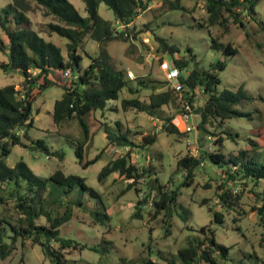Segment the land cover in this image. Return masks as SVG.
<instances>
[{
	"label": "trees",
	"instance_id": "1",
	"mask_svg": "<svg viewBox=\"0 0 264 264\" xmlns=\"http://www.w3.org/2000/svg\"><path fill=\"white\" fill-rule=\"evenodd\" d=\"M30 1L40 8L42 15L50 16L52 19V21L43 23L40 32L47 37L55 34L66 39L65 59L58 46L39 36L31 28V21L26 15L31 10ZM81 1L86 17H81L68 0H10L0 9V51L6 56L5 61H0V70L7 72L13 69L21 76L18 85L0 86V259L6 258L15 248L16 243L22 247L25 241L38 245L42 255L49 260L50 264H67L66 255L72 249L87 248L90 251L104 254L110 248V241L107 239L102 238L98 244L85 246L71 238L62 237L59 233V227L71 217L73 206L86 212L93 223L104 225L108 222L109 215L105 211L99 194L87 186L82 177L64 174L60 169H54L43 178L35 175L21 159L12 166H8L5 162L11 148L22 144L21 137L29 139L27 129L33 126L32 102L49 86H57L62 90L59 98L52 103L50 112L52 122L59 124L69 118H75L80 126L83 139L75 144L73 153L82 168L98 160L103 151L101 149L92 158L83 159V145L89 138L84 117L96 110H108V106L113 104V102L111 104L108 102L116 100L123 88L134 96L120 98L121 110L143 112L160 120L161 131L168 134L178 133V131L171 122L173 117L165 114L162 107L175 105L176 88L182 93L185 103L191 102L196 92L205 97L200 106L194 108L200 115L195 128L199 132L215 136L211 142L214 149L204 150L198 156L184 155L177 159L175 169L176 172L181 171V180L173 189H166V186L159 182L153 167L143 164L137 167L132 164L129 161L128 151L113 157L98 171L96 175L98 182L114 172L119 177L127 179L125 187L121 190L122 193L133 189L138 194L139 189L135 188L134 184L138 179L146 176L147 192L134 203L135 210L131 213V218L138 217L139 206L149 199L153 207V217L162 211L163 215L169 219L172 209L176 216L185 223L190 212L177 202L179 189L191 186L195 171L203 161L218 168L227 179L232 181L238 179L244 184L249 181L256 186L259 181L264 180V163L254 160L246 150L241 148L236 152L222 150L223 140L233 139V135L237 134L221 129L223 121L245 114L233 108L245 98L241 87L236 90L223 88L218 91L216 89L219 83L217 72L224 68V61L216 60L207 69L198 68L194 64L185 75H182L179 71L184 70L188 62L182 58L173 57L177 48L154 34L148 26L149 22H144L142 26L153 33L158 43V51L166 53L172 66L178 70L175 79L176 88H162L166 81H155L143 78V76L129 80L125 69L115 66L112 62L107 51V43L125 42L128 44L125 52L130 53L129 35L131 32L128 25L140 11L149 10L152 18H156L167 10H186L180 0H158L159 4L150 9L147 7L154 0ZM259 1L202 0L204 18L197 25L206 28L216 26L219 30L218 35L211 37L210 46L215 49L220 48L226 56L236 53V48L231 43L221 45L217 42V38L228 31L230 24L242 27L244 22L253 20L264 31V24L255 18L254 7ZM99 2L111 10L115 20L123 26V29H117L98 15L97 4ZM141 31L143 30L138 32ZM85 38L95 42L96 50L93 56L86 53L89 62L85 68L80 69L81 55L78 49L83 50ZM187 50L190 57L194 58L191 50L189 48ZM65 71L68 72V76H63ZM142 89L149 90L144 100L136 96ZM100 129L104 134L106 145L127 149L136 145L130 140L129 128L119 120H114L112 125L101 122ZM155 140V134H145L139 138L140 144L136 146L143 148L154 143ZM30 141L33 143V148L42 151L45 155L62 159V152L50 150L43 140ZM249 141L250 144H255L252 140ZM48 181L59 186L61 191L45 202L44 193ZM74 188L77 189V195L67 198V194H70ZM217 189L220 191L216 193V203L220 210L209 207L208 211L211 212L212 220L220 223L222 213L231 207L232 203L239 200V193L227 189L222 190L220 184ZM83 192L94 200L93 209L87 210L85 202L80 197ZM151 192H153L152 196H150ZM249 192L257 202L256 205L250 207V211L254 212L260 221H263L264 191L257 192L251 188ZM205 202L206 200H201L200 205ZM6 206L12 210V215L6 212ZM40 219L43 221L40 222ZM165 230L168 232L167 229ZM196 232L199 236L187 238L185 244L177 248L175 259H169L166 264H217L218 257L226 259L229 247L215 240L214 231L209 226L202 225L196 229ZM119 260L125 261L122 257ZM17 264L25 263L20 258ZM140 264L164 263L141 258Z\"/></svg>",
	"mask_w": 264,
	"mask_h": 264
},
{
	"label": "rangeland",
	"instance_id": "2",
	"mask_svg": "<svg viewBox=\"0 0 264 264\" xmlns=\"http://www.w3.org/2000/svg\"><path fill=\"white\" fill-rule=\"evenodd\" d=\"M81 17H86L83 2L81 0H68ZM10 0H0L1 7L6 6ZM186 10L171 9L152 18L149 10L140 13L128 25L130 53H126L127 43L111 41L107 43V51L115 66L123 67L130 71L135 77L143 76L155 81H166L162 88H176V81H167L165 73L172 66L169 56L159 50L158 43L153 33L164 38L166 43L174 45L177 52L173 57L182 58L188 62L184 70L179 71L185 75L195 64L198 68L207 69L216 60L224 61L225 66L217 72L219 83L216 89L223 88L236 90L241 87L245 96L233 108L244 112L238 117L225 119L221 129L231 131L233 139L225 138L222 143L224 152H236L237 149H244L254 160L264 163V31L259 25L250 20L244 22L242 27L230 24L228 31L217 38L221 45L229 42L236 48V53L226 56L220 48H212L211 37L218 35L216 26H198L197 23L204 18L202 0H180ZM31 10L26 13L31 21V28L44 39L52 42L60 48L65 59V38L55 34L47 37L42 32V25L52 21L50 16L42 15L40 8L30 1ZM159 4L158 0L151 1L147 7L150 9ZM255 18L264 24V0H260L254 7ZM97 13L109 21L117 29H123L115 20L111 10L105 7L102 2L97 4ZM149 22L151 31L146 30L142 23ZM143 30L138 32L139 30ZM1 35V34H0ZM5 42V39H4ZM189 48L194 58L190 57ZM96 44L92 39L85 38L83 50L78 49L81 55L80 69L86 67L89 62L88 56L95 54ZM6 56L0 51V61H5ZM129 79V80H133ZM21 76L15 70L3 72L0 70V86L8 84L18 85ZM133 82V81H132ZM176 88L175 105L163 106L165 114L173 117L172 124L178 133L168 134L161 131L160 120L154 119L143 112L135 110H121L119 107L120 98H129L125 88L121 90L120 96L109 101L108 110H96L84 117L87 124L89 138L83 145V159L92 158L101 149L103 150L99 159L94 163L82 168L77 163L73 149L78 141L83 139L82 131L75 118H69L59 124L52 122L49 111H44L45 104L51 109L52 101L59 98L62 90L57 86L45 88L40 95L34 98L31 105V117L33 126L27 129L29 139L21 137L22 144L11 148L5 159L8 166H12L19 159L23 160L31 171L40 177H47L54 169H60L64 174H73L84 179L87 186L94 189L98 194L106 213L109 215L108 222L104 225L93 223L89 215L80 208L73 206L71 217L59 227L62 237L71 238L79 244L91 246L98 244L100 239L110 241L108 252L101 254L90 251L87 248L72 249L67 264H140L141 258L162 262L166 264L169 259H175L177 248L183 246L187 238L199 236L196 229L202 225L209 226L214 231V238L218 243L228 246L226 259L217 258V264H263L264 263V220L260 221L258 216L250 211L252 205H256V199L249 192L264 191V180L259 181L256 186L251 182L236 179H227L225 174L218 168L208 165L203 161L195 171L190 187L179 189L177 202L186 208L190 214L185 223L181 221L170 210L171 216L168 219L162 211L152 216L153 207L149 199L139 206L138 217L131 218L135 210L134 203L140 200L147 192L145 182L146 176L138 179L134 184L139 189L136 194L133 189L122 193L127 179L119 177L117 173H111L101 182H98L96 175L100 168L110 159L122 155L128 151L129 161L137 167L141 164L151 166L166 189H173L181 180V171L175 169V162L184 155L198 156L204 150L211 151L214 135H209L196 130L185 131L181 119L182 106L185 100L182 93ZM149 93L148 89L140 90L136 96L144 100ZM204 96L196 92L194 101L200 104ZM110 108V109H109ZM119 120L130 130V140L139 145V138L145 134H155L156 140L143 148L137 147H116L106 145L101 122L113 124ZM21 134V132H20ZM41 139L50 150L62 152V159L56 156L45 155L42 151L33 148L30 140ZM252 140L255 144H250ZM31 146V147H29ZM226 178V179H225ZM208 184V187H206ZM222 190H231L239 193V200L232 203L231 207L222 213V220L216 223L212 220L208 208L220 210L217 205L216 193L218 185ZM61 188L53 183H47L44 193L45 202L52 199ZM77 189L74 188L67 198L75 197ZM153 192L150 193V196ZM85 202L87 210L93 209L94 200L86 192L80 196ZM206 200L200 205L201 200ZM7 213L13 214L9 206H6ZM40 222L43 220L40 219ZM166 227V228H165ZM167 229L168 232L165 230ZM158 252V255H157ZM123 258L122 262L119 258ZM22 258L25 264H50L45 258L39 246L25 241L21 247L16 243L12 252L0 264H17ZM162 258H165L162 260ZM204 264V263H199Z\"/></svg>",
	"mask_w": 264,
	"mask_h": 264
},
{
	"label": "built area",
	"instance_id": "3",
	"mask_svg": "<svg viewBox=\"0 0 264 264\" xmlns=\"http://www.w3.org/2000/svg\"><path fill=\"white\" fill-rule=\"evenodd\" d=\"M177 74H178V70L175 67H171L165 73V79L167 81L175 80ZM63 76H68V72L65 71L63 73ZM126 77L128 79L134 78V76L131 74L130 71H126ZM200 104H196L194 99L189 103L183 104L182 111H181V119H182V122L184 123L185 131L194 130L197 123L199 122L200 115L194 110V108L200 106Z\"/></svg>",
	"mask_w": 264,
	"mask_h": 264
},
{
	"label": "crops",
	"instance_id": "4",
	"mask_svg": "<svg viewBox=\"0 0 264 264\" xmlns=\"http://www.w3.org/2000/svg\"><path fill=\"white\" fill-rule=\"evenodd\" d=\"M54 100H55V99H54ZM54 100H53V101H54ZM53 101H52V103H53ZM45 106H46V107H45L44 111L47 113V112L50 110V111H49V113H50V112H51V109H49V106L46 105V104H45ZM51 108H52V106H51Z\"/></svg>",
	"mask_w": 264,
	"mask_h": 264
}]
</instances>
